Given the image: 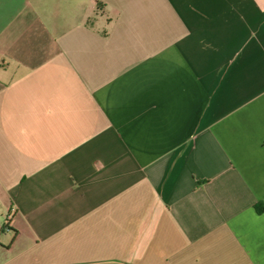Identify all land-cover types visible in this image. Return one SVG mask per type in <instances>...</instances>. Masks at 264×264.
Masks as SVG:
<instances>
[{
	"label": "crops",
	"instance_id": "0c3cea01",
	"mask_svg": "<svg viewBox=\"0 0 264 264\" xmlns=\"http://www.w3.org/2000/svg\"><path fill=\"white\" fill-rule=\"evenodd\" d=\"M0 264H264V0H0Z\"/></svg>",
	"mask_w": 264,
	"mask_h": 264
}]
</instances>
